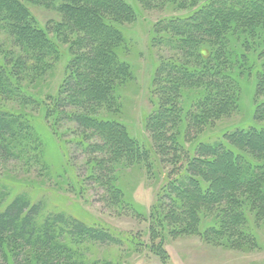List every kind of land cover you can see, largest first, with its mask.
I'll list each match as a JSON object with an SVG mask.
<instances>
[{"label": "trees", "instance_id": "obj_1", "mask_svg": "<svg viewBox=\"0 0 264 264\" xmlns=\"http://www.w3.org/2000/svg\"><path fill=\"white\" fill-rule=\"evenodd\" d=\"M136 1L138 11L127 0H0V29L16 49L0 55V98L24 109L0 107V159L46 167L43 143L26 112L42 107L55 135L64 124L75 125L79 134L72 142L86 156V176L71 171V181L81 186L93 181L106 202L124 204L119 181L127 168L169 167L148 233L150 252L164 264L168 233L254 248L257 229L264 230V126L247 125L213 141H196V132L235 112L242 88L251 81L256 96L264 97V0ZM27 4L52 8L60 20L50 30L43 28ZM166 4L194 9L151 28V46L173 54L156 65L147 137L138 138L118 120L120 89L133 79L126 27L136 21L140 5ZM61 44L71 55L67 75L57 95L41 101L33 91L60 58ZM254 119L264 123V100L257 102ZM9 197L0 183L4 264H78L73 248L78 241L128 245L136 253L148 248L136 235H117L62 213L45 214L42 202L23 194Z\"/></svg>", "mask_w": 264, "mask_h": 264}, {"label": "rangeland", "instance_id": "obj_2", "mask_svg": "<svg viewBox=\"0 0 264 264\" xmlns=\"http://www.w3.org/2000/svg\"><path fill=\"white\" fill-rule=\"evenodd\" d=\"M127 1L138 11L136 0ZM27 6L43 28L49 29L53 23L60 20L59 14L52 8L34 4ZM193 9L178 10L167 4L164 7L151 6L145 9L140 5L141 12H138L136 21L126 27L128 50L125 55L132 64L133 79L120 89L119 99L122 110L118 120L126 125L135 137H147L144 124L153 107L152 79L155 68L160 60L173 54L171 49H156L151 46V28L159 20L188 15ZM4 49L16 51L14 42L0 29V55ZM60 49V58L33 91L34 96L41 101L57 95L67 75L71 55L66 44H61ZM245 85H248V82ZM241 93L239 108L232 114L200 127L199 132H196V141H213L221 138L226 132L247 125L264 126V123L254 119L257 102L264 100V97L256 96L255 80L250 82V87H243ZM0 107L9 111L24 112L23 107L13 100L6 101L0 98ZM26 112L30 114L43 143L46 167L33 166L34 164L27 166L17 161L7 163L0 159V183L9 190V198L26 195L33 202H42L45 214L62 213L82 220L88 226H105L117 235H136L139 238H137L138 242L148 246L136 253L128 245L119 247L78 241L73 245L76 259L74 260L78 261V264H164L150 252L148 233L155 223L151 213L160 199L169 167L150 171L140 166L127 168L120 174L119 181L124 191L125 202L122 207H118V204L102 199L103 190L93 181L85 180L84 186L79 185L74 179L71 181V171L76 172L77 176H86V156L82 151H78L73 143L76 134H79L75 125L64 124L58 128L61 135H55L49 127L42 107H29ZM66 153L69 154L68 162ZM66 169L68 173L65 174ZM262 230L256 231L257 246L243 250L218 246L213 239H205L197 234L179 237L165 234L166 241L162 249L169 258L166 264H264V230ZM161 232L164 238V230ZM154 244L157 249L160 241ZM0 264H4L1 259Z\"/></svg>", "mask_w": 264, "mask_h": 264}]
</instances>
